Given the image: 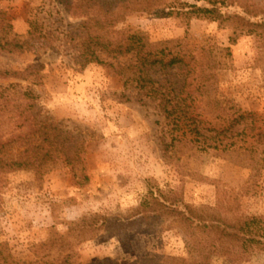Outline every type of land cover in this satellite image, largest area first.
<instances>
[{"label": "rangeland", "instance_id": "rangeland-1", "mask_svg": "<svg viewBox=\"0 0 264 264\" xmlns=\"http://www.w3.org/2000/svg\"><path fill=\"white\" fill-rule=\"evenodd\" d=\"M240 3L264 9V0ZM240 7L235 4L223 11L241 13ZM80 23L56 0H0V38L31 42L28 52L0 51V87L17 84L23 92L32 90L44 119L86 140L75 177L64 163L49 165L41 175L0 172V245L18 260L34 261V245L49 239L52 231L67 233L86 215L129 217L151 185L179 188L186 203L197 207L215 206L219 190L239 192L251 175L217 151H185L178 160L174 150L176 158L165 162L164 120L137 102H121L123 83L107 67L76 63L78 53L68 35ZM33 27L38 29L36 39L29 35ZM118 28L140 30L152 42L184 40L197 48L214 39L221 47H231L233 65L219 73V97L235 100L248 112L263 111L264 68L257 63L259 50L252 37L243 36L230 45V30L218 23L160 13L128 16ZM6 71L19 76H6ZM241 207L247 216L264 217V176L241 198ZM130 240V248L125 249L119 237L103 236L77 245L76 250L86 263L111 259L120 264L156 255L187 258L191 252L177 228L155 233L134 230ZM211 264H264V254L244 262L216 257Z\"/></svg>", "mask_w": 264, "mask_h": 264}, {"label": "trees", "instance_id": "trees-1", "mask_svg": "<svg viewBox=\"0 0 264 264\" xmlns=\"http://www.w3.org/2000/svg\"><path fill=\"white\" fill-rule=\"evenodd\" d=\"M195 1L56 0L71 18L81 20L76 32L68 35L78 53L76 63L107 67L123 83L121 102H137L164 120L165 162L176 158L174 150L178 160L185 151H217L251 171L244 187L239 192L219 190L215 206L197 207L186 203L179 188L151 185L129 217L86 215L67 233L52 231L49 239L34 245L32 262L14 258L6 245H0V264H120L111 259L86 263L76 246L106 236L119 237L126 249L134 230L155 233L175 228L188 240L189 257L146 256L125 264H211L216 257L244 262L264 254V217L247 216L241 207V198L257 188L264 176V109L248 112L235 100L219 97V73L233 65L231 47H221L214 39L197 48L184 40L152 42L140 30L118 28L136 14L210 20L230 30V45L243 36L252 37L259 50L257 63L264 68V9L240 0ZM235 4L241 6V13L223 11ZM37 32L34 28L29 35L34 38ZM30 48V41L0 38V51L24 53ZM4 75L18 77L19 73ZM85 144L80 135L43 118L32 90L23 92L17 84L0 87V172L41 175L49 165L64 163L75 177Z\"/></svg>", "mask_w": 264, "mask_h": 264}]
</instances>
